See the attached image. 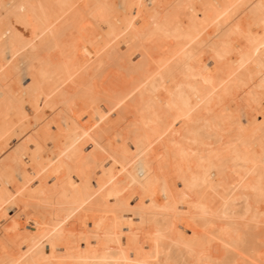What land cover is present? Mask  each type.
Returning a JSON list of instances; mask_svg holds the SVG:
<instances>
[{
  "label": "bare ground",
  "instance_id": "bare-ground-1",
  "mask_svg": "<svg viewBox=\"0 0 264 264\" xmlns=\"http://www.w3.org/2000/svg\"><path fill=\"white\" fill-rule=\"evenodd\" d=\"M5 2L36 6L23 13L17 11V15L36 16L50 31L44 35L45 52L38 55L33 49L40 45L33 42L32 28L16 25L13 17L10 29L0 15V259L5 257V244L27 251L28 242L33 240L51 256L48 237L66 220L63 236L54 237L57 258L66 257L69 264H99L109 249L114 252L118 247L110 239L120 234L114 231L117 221L125 245L128 231H135L127 221L140 223L139 211H133L140 201L132 202L138 194L144 195L138 173L150 163L143 151L145 138L151 139L157 154L173 140L187 146L189 140L197 139L193 133L198 128L173 127L167 121L156 128L145 127V114L159 95L157 89L167 84L172 90L177 83L183 84L184 98L191 95L193 105L199 94L201 120H215L223 117L226 109L235 114L243 108V123L247 124L249 99H255L254 108L259 107L264 83L259 33L253 43L242 45L243 59L234 55L217 61L210 49L202 46L216 32L213 21L219 19L223 26L227 19L223 13L230 6H245L235 10L238 15L233 24L246 23L249 17L259 19L264 0H0ZM41 4L44 10L38 7ZM139 4L147 7H131ZM104 5L116 6L111 28L92 16H99L104 10L98 6ZM126 5L127 14L123 11ZM206 5L210 6L208 23L202 25ZM197 15L199 20L188 22ZM176 16L183 19L179 27ZM134 17L140 19L139 24ZM170 74H175V83L162 80ZM261 119L264 117L256 116L254 126L258 127ZM203 127L201 123L199 128ZM211 135L213 143L219 145L215 132ZM207 137V132H200V142L191 145L192 149L205 151ZM239 139V133H234L225 138L224 145L237 144ZM243 139L248 147L240 143L235 150L241 160L251 151L258 164L259 132L249 129ZM240 167L252 164L241 163ZM187 211L181 207L168 219H164L168 214L158 215L165 227L176 225L177 236L185 230L191 235L193 228L203 235L204 222L195 210L185 215ZM253 215L258 218L255 207ZM262 238L264 233L255 230L248 244L240 252L230 253L229 258L260 264ZM223 239L230 242L227 236ZM214 248L219 254L213 258L222 259L223 244L216 243ZM107 259L115 260L116 255L109 253Z\"/></svg>",
  "mask_w": 264,
  "mask_h": 264
},
{
  "label": "snow or ice",
  "instance_id": "snow-or-ice-1",
  "mask_svg": "<svg viewBox=\"0 0 264 264\" xmlns=\"http://www.w3.org/2000/svg\"><path fill=\"white\" fill-rule=\"evenodd\" d=\"M29 5H14L0 3V15L3 16L5 24L15 17V24H24L32 28L33 42L40 45L33 49L38 55L45 52L43 47L44 35L50 29L41 25L39 18L33 16L21 17L17 15L25 12ZM41 10L45 5L38 6ZM61 8H76L77 5H60ZM90 7V6H85ZM104 11L97 16H92L101 20L109 28L112 27V15L116 6H98ZM133 9H144L147 5H131ZM194 7V6H188ZM202 14L204 19L200 21L206 25L207 8ZM245 7L244 5H232L228 12L223 13L225 23L219 24V19L212 23L216 25L214 36L202 46L210 49L217 61H222L234 55H240L243 59L244 49L242 45L251 44L256 40L259 33L260 48L264 51V3L261 5L259 19L249 17L247 22H236L233 24L238 12L235 10ZM128 6H124L123 11L127 14ZM47 14L45 13V16ZM136 13V17H139ZM199 20V15L189 18V23ZM119 21L117 20V23ZM134 22L139 24L140 19L134 17ZM175 23L179 27L183 23L180 16L175 17ZM86 30V29H85ZM215 41L216 43H213ZM85 54L87 55V42L85 40ZM47 60H52L51 52H47ZM71 56L69 55V62ZM67 67V65H65ZM208 67V66H205ZM191 71V68L188 69ZM264 76V72H262ZM69 72V79H71ZM172 79L175 83V74L162 77V80ZM204 82L210 83L208 79ZM193 91H195L193 89ZM159 95L151 102L145 119V127L156 128L167 121L173 127L179 125L181 128H198L193 135L196 140H189L186 146L183 143L173 140L170 146L159 148L157 154L156 146L151 139L145 138L143 151L144 155L150 159V163L138 173L140 179V191L144 195L138 194L136 200L140 201L137 209L139 211L138 225L127 221L135 231H128L127 244L122 242L123 230L120 221L114 225V231L120 233L110 237L111 241L118 245L117 249H109L105 253V259L99 264H246L239 260L230 259V253L240 252L242 246L248 241L255 230L259 229L264 233V119H261L258 127L254 126L256 116L264 117V83L259 97V107L254 108L255 99L248 101V123H243L245 109L241 108L238 113L224 112L223 117L215 120H201L199 113L201 110V100L199 94L195 96L197 103L193 105L192 96L184 98V85L177 83L172 90L167 84H163L157 89ZM166 97V99H165ZM180 98L178 101L177 98ZM203 123L204 127L199 128ZM255 128L261 136V153L258 164L255 161L254 153L249 151L248 155L241 160L240 153L236 151L237 144L243 143L248 147L243 134L249 129ZM171 130V129H170ZM207 132L208 137L204 139L205 151L193 150L191 145L200 142L199 133ZM215 132V139L219 145L213 143L212 133ZM239 133L241 139L237 144L231 142L225 147V138H231L234 133ZM179 135L178 133H174ZM137 149L140 151V142L137 141ZM154 157V159H152ZM251 163L252 167H240V164ZM257 168L259 171L257 172ZM258 177V179H257ZM115 182V178H113ZM136 181H133L135 184ZM128 189H125L127 193ZM116 195L119 197L120 193ZM150 200V202H149ZM162 201L163 203H158ZM135 203V201H133ZM181 207H186L185 215H190L195 210L199 220L205 224L203 235L198 234L195 228L192 234L188 235L187 230L182 231L179 236L176 233V225L165 227L161 224L159 213L168 214L164 219H168L173 213H177ZM256 208L257 216L253 215V208ZM115 214V207L113 213ZM68 226V221L57 224L53 234L48 237L52 243V255L46 256L39 243L28 242L27 251L23 247L17 251L5 244L4 259H0V264H69L67 258H57V246L54 237L63 236V230ZM96 227H99L97 225ZM11 231V229L9 230ZM71 235V234H69ZM230 239L229 243H224L223 237ZM97 248L100 247V237H96ZM264 243V238H262ZM216 243L223 244L224 257L214 259V254H219V250L214 248ZM106 248L107 244L104 245ZM109 253L116 255L115 260L107 259ZM197 254L199 259H196ZM260 264H264V252L261 253ZM84 264H96V262H84ZM255 264V261L252 262Z\"/></svg>",
  "mask_w": 264,
  "mask_h": 264
},
{
  "label": "rangeland",
  "instance_id": "rangeland-1",
  "mask_svg": "<svg viewBox=\"0 0 264 264\" xmlns=\"http://www.w3.org/2000/svg\"><path fill=\"white\" fill-rule=\"evenodd\" d=\"M260 118H261V117H260ZM32 146H33V145H32ZM37 180H38V179H36L34 182L37 183V182H38ZM50 182L52 183V182H54V180H52V181H50ZM37 184H38V183H37ZM135 200H136V198H135L133 201H135ZM137 201H139V200H136L134 204L138 203ZM132 204H133V202H132ZM134 204H133V205H134ZM13 211L16 212L17 210L14 209ZM27 213H28V214H32V211H31V210H27ZM127 216H129L130 218H134V219H136L135 216H133V215H131V214H128ZM235 260H239V261H241L240 259H235ZM245 262H246V264H249L248 261H245Z\"/></svg>",
  "mask_w": 264,
  "mask_h": 264
}]
</instances>
